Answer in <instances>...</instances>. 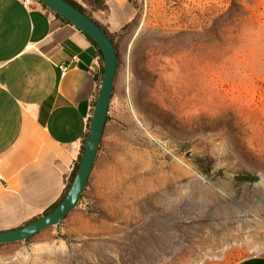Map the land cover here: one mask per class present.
Masks as SVG:
<instances>
[{"label":"rangeland","instance_id":"374dc122","mask_svg":"<svg viewBox=\"0 0 264 264\" xmlns=\"http://www.w3.org/2000/svg\"><path fill=\"white\" fill-rule=\"evenodd\" d=\"M70 1L117 51L107 121L75 208L0 264L264 256V0Z\"/></svg>","mask_w":264,"mask_h":264},{"label":"crops","instance_id":"0c3cea01","mask_svg":"<svg viewBox=\"0 0 264 264\" xmlns=\"http://www.w3.org/2000/svg\"><path fill=\"white\" fill-rule=\"evenodd\" d=\"M55 15L40 2L0 0V232L60 199L98 95L97 48ZM89 17L103 26L100 15ZM232 264H264V256Z\"/></svg>","mask_w":264,"mask_h":264},{"label":"water","instance_id":"95a60500","mask_svg":"<svg viewBox=\"0 0 264 264\" xmlns=\"http://www.w3.org/2000/svg\"><path fill=\"white\" fill-rule=\"evenodd\" d=\"M46 8L58 14L64 21L81 30L101 52L103 75L98 95L90 115L88 134L80 156L76 173L63 199L50 212L35 218L27 224L0 232V246L23 242L36 234L60 223L71 212L85 192L98 154L101 135L108 115L109 102L113 95L115 75H117V53L103 29L84 12L65 0H37ZM257 177L254 178V182Z\"/></svg>","mask_w":264,"mask_h":264},{"label":"trees","instance_id":"16d2710c","mask_svg":"<svg viewBox=\"0 0 264 264\" xmlns=\"http://www.w3.org/2000/svg\"><path fill=\"white\" fill-rule=\"evenodd\" d=\"M66 2H68V3H70V4H72L73 6H75L77 9H79V10H81L82 12H84V10L81 8V7H79L78 5H76L74 2H72V1H70V0H65ZM56 14V13H55ZM84 14H86L88 17H89V15L86 13V12H84ZM55 16H57V17H60L58 14H56ZM90 18V17H89ZM94 21V20H93ZM66 22V21H65ZM66 23H68V22H66ZM97 23V22H96ZM98 24V23H97ZM102 29H103V31L107 34V37L109 38V40L112 42V44H113V46H114V48H115V45H114V43H113V41H112V39H111V37H110V35L105 31V29L103 28V26H101L100 24H98ZM86 38L97 48V46L92 42V40H90L87 36H86ZM97 50H98V57H99V61H100V65H99V84H100V80H101V76L103 75V62H102V58H101V52H100V50L97 48ZM115 50H116V48H115ZM116 53H117V51H116ZM118 56V55H117ZM94 104H95V102L93 103V107H94ZM106 121H107V117H106ZM106 123V122H105ZM89 124H90V119H89V122H88V130H89ZM88 134V133H87ZM86 134V135H87ZM85 140H86V136H85V139H84V143H85ZM84 143H83V147H82V149H81V153L79 154V157H78V159H77V161H76V163H75V166H74V170H73V172L71 173V175H70V177H69V180H68V184L66 185V187H65V190H64V193H62V195H61V197H60V199L54 204V205H52V207H50L46 212H44L43 213V215L44 214H46L47 212H50L52 209H54L56 206H57V204L58 203H60V201L63 199V197H64V195H65V193L67 192V190H68V188H69V186H70V183H71V181H72V179H73V176H74V173H76V170H77V167H78V163H79V159H80V156H81V154L83 153V149H84ZM28 240V239H27ZM27 240H25V241H27Z\"/></svg>","mask_w":264,"mask_h":264},{"label":"built area","instance_id":"2783aa9c","mask_svg":"<svg viewBox=\"0 0 264 264\" xmlns=\"http://www.w3.org/2000/svg\"><path fill=\"white\" fill-rule=\"evenodd\" d=\"M31 1L32 0H22V3L26 6V7H29V6H31ZM58 69H59V71H60V75H64V74H66V72H67V66L66 65H63V64H61V65H59L58 66Z\"/></svg>","mask_w":264,"mask_h":264}]
</instances>
